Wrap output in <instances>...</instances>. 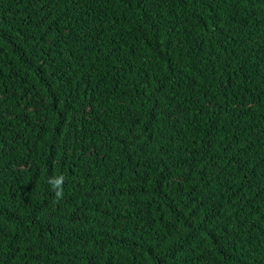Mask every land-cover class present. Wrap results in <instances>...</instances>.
Masks as SVG:
<instances>
[{
    "label": "trees",
    "instance_id": "16d2710c",
    "mask_svg": "<svg viewBox=\"0 0 264 264\" xmlns=\"http://www.w3.org/2000/svg\"><path fill=\"white\" fill-rule=\"evenodd\" d=\"M0 264H264V0H0Z\"/></svg>",
    "mask_w": 264,
    "mask_h": 264
},
{
    "label": "clouds",
    "instance_id": "9594fccd",
    "mask_svg": "<svg viewBox=\"0 0 264 264\" xmlns=\"http://www.w3.org/2000/svg\"><path fill=\"white\" fill-rule=\"evenodd\" d=\"M49 182L52 184V188L57 199L63 197V185H64V177L59 176L55 179L50 178Z\"/></svg>",
    "mask_w": 264,
    "mask_h": 264
}]
</instances>
